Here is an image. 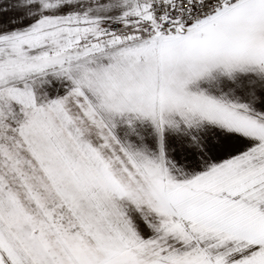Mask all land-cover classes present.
Here are the masks:
<instances>
[{
	"label": "snow or ice",
	"instance_id": "snow-or-ice-1",
	"mask_svg": "<svg viewBox=\"0 0 264 264\" xmlns=\"http://www.w3.org/2000/svg\"><path fill=\"white\" fill-rule=\"evenodd\" d=\"M0 264H264V0H0Z\"/></svg>",
	"mask_w": 264,
	"mask_h": 264
}]
</instances>
